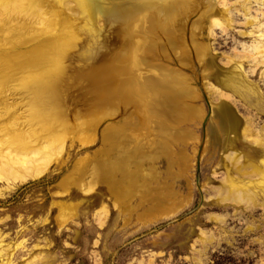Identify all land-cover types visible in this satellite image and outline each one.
I'll list each match as a JSON object with an SVG mask.
<instances>
[{"label": "rangeland", "instance_id": "374dc122", "mask_svg": "<svg viewBox=\"0 0 264 264\" xmlns=\"http://www.w3.org/2000/svg\"><path fill=\"white\" fill-rule=\"evenodd\" d=\"M239 1L228 0L230 5ZM243 1L254 17L261 18L257 0ZM231 12L234 26L215 28L204 40L205 31L194 34L190 43L165 33L160 52L171 48V63L167 56L142 60V71L151 70L153 77L145 95L150 119L155 114L172 117L166 118L172 131L167 140L170 150L144 165L143 173L151 174L148 182L139 178V183L127 186L121 174L113 180L108 176L88 194L77 184L65 185L79 164L113 148L108 142L104 145L103 135L117 119H103L95 125L90 144L68 140L41 178L0 195V264H264L261 186L247 187L254 204L221 202L222 191L230 184L246 187L250 182L234 172L227 156L236 150L243 166L258 162L262 149L242 137L233 143L228 132L233 125L222 121L220 110L230 105L241 126L264 139V66L255 69L252 58L244 65L238 59L259 40L243 39L250 28L243 26L244 19L233 6ZM195 18L190 16L188 23ZM200 48L207 50L203 54ZM142 71L135 76H146ZM232 72L244 80L246 90L233 94L223 88L221 80ZM169 77L180 79L182 87L167 85L164 79ZM209 85L213 91L207 93L208 101L204 90L208 92ZM213 86L230 98L219 100ZM126 165L130 173L138 172L133 161L121 163ZM5 187L0 184V189Z\"/></svg>", "mask_w": 264, "mask_h": 264}, {"label": "bare ground", "instance_id": "6f19581e", "mask_svg": "<svg viewBox=\"0 0 264 264\" xmlns=\"http://www.w3.org/2000/svg\"><path fill=\"white\" fill-rule=\"evenodd\" d=\"M243 4V0L232 5L228 0H0V184H6L0 195L41 178L65 151L68 140L88 144L95 136V125L109 118L117 119L113 124L120 126L112 124L103 135L104 145H113L112 154L104 149L93 160L82 162L65 185L77 184L88 194L108 176L113 180L121 174L127 186L139 183V178L146 177L148 182L151 174L143 173L144 165L170 150L167 140L172 131L166 118L172 117L155 114V119H150L145 95L153 77L151 70L142 71L143 58L167 56L161 59L171 63V48L168 53L160 52L166 44L165 33L188 43L203 31L207 34L202 39L210 38L213 29L234 26L233 6L244 19L243 26L250 28L242 38L259 40L250 53L238 58L240 64L252 58L255 69L264 66V0L256 1L261 18L254 17L252 8ZM190 16L196 17L191 24ZM201 20L207 24L205 28ZM200 49L203 54L207 50ZM177 55L180 57L179 51ZM205 57L201 59L203 67ZM137 71L146 76H135ZM234 72L221 83L236 94L246 88ZM164 81L181 84L176 77ZM209 87L208 92L204 90L208 101L207 93L213 91ZM215 91L219 100L230 98ZM229 106L224 105L220 116L233 125L228 129L232 142L245 138L262 153L258 162L243 166L236 150L227 156L234 172L250 182L246 187L230 184L229 190L222 191L221 202L251 205L255 200L248 186H261L264 196V139L249 126H241L237 111ZM118 160L133 161L138 172L130 173L129 166L123 168ZM98 217L102 223L101 215Z\"/></svg>", "mask_w": 264, "mask_h": 264}]
</instances>
